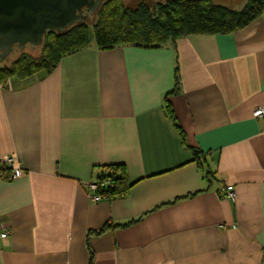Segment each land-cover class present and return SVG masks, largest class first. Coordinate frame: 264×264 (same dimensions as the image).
<instances>
[{"label":"crops","instance_id":"crops-1","mask_svg":"<svg viewBox=\"0 0 264 264\" xmlns=\"http://www.w3.org/2000/svg\"><path fill=\"white\" fill-rule=\"evenodd\" d=\"M4 82L0 264H89L88 247L92 264H264V13L162 47L90 43ZM5 157L24 175L5 180ZM114 165L129 188L93 201Z\"/></svg>","mask_w":264,"mask_h":264},{"label":"trees","instance_id":"trees-1","mask_svg":"<svg viewBox=\"0 0 264 264\" xmlns=\"http://www.w3.org/2000/svg\"><path fill=\"white\" fill-rule=\"evenodd\" d=\"M121 0H104L91 17L93 22H81L65 32H47L42 42V54L33 59L23 54L11 66L0 65V83L11 75L30 76L51 73L60 59L86 49L90 45V25L97 49L133 45L156 48L173 43L175 39L189 35L228 34L248 25L264 13V0H246L240 9H234L212 0H158L150 5L140 0L134 7ZM118 2L116 5H112ZM176 88L178 78L176 77ZM166 114L179 130L168 100L164 98ZM182 136V132L180 131ZM183 137V136H182ZM195 158L199 155L194 153ZM7 168H2L5 176ZM4 176V177H5ZM107 181L102 187L100 183ZM96 193L102 197L123 194L128 188L125 170L120 165L110 166L96 182ZM104 230L95 232L101 234ZM88 246V242H86ZM92 264L93 254L88 247Z\"/></svg>","mask_w":264,"mask_h":264},{"label":"water","instance_id":"water-1","mask_svg":"<svg viewBox=\"0 0 264 264\" xmlns=\"http://www.w3.org/2000/svg\"><path fill=\"white\" fill-rule=\"evenodd\" d=\"M104 0H0L1 60L13 47L41 45L44 35L86 22Z\"/></svg>","mask_w":264,"mask_h":264},{"label":"rangeland","instance_id":"rangeland-1","mask_svg":"<svg viewBox=\"0 0 264 264\" xmlns=\"http://www.w3.org/2000/svg\"><path fill=\"white\" fill-rule=\"evenodd\" d=\"M139 1L140 0H121L120 2H122L126 6L134 7ZM143 1H145L147 4L153 5L158 0H143ZM212 1L219 3V4H222V5H225V6H229V7L234 8V9H240L244 5V3L246 2V0H212ZM117 3L118 2H114L112 5H116ZM88 22H89V24L92 23L93 19H90ZM90 42L95 44L93 30L91 28V25H90ZM17 50H18V48H14L13 51L10 52L8 57L5 59V61L1 65L11 66L13 61L23 54H27L31 58L37 59L42 54V45H38L34 48H31L29 45H27V46H25L24 49H22L20 51H17Z\"/></svg>","mask_w":264,"mask_h":264},{"label":"built area","instance_id":"built-area-1","mask_svg":"<svg viewBox=\"0 0 264 264\" xmlns=\"http://www.w3.org/2000/svg\"><path fill=\"white\" fill-rule=\"evenodd\" d=\"M2 84L7 85L6 82L1 83V85ZM253 116L256 118H264V107L255 108L253 111ZM14 162H15V159L13 157H5L4 158L3 163H2V168L8 169V172H7L6 176L4 177L5 180L11 181V180L20 178L21 176L24 175V171L21 168L15 166ZM106 184H107V181L100 183V185L102 187H104ZM97 187H98V184H96V183L89 185V189L93 193L92 197H91L93 201H99L102 198L101 195H99L95 192ZM220 194L222 196H225L228 198H233L235 195V192H234V189L232 186H227V187H224L221 189ZM222 227H223V225H222ZM7 234H8V232L4 231L3 233H1L0 236L2 238H4L7 236Z\"/></svg>","mask_w":264,"mask_h":264},{"label":"flooded vegetation","instance_id":"flooded-vegetation-1","mask_svg":"<svg viewBox=\"0 0 264 264\" xmlns=\"http://www.w3.org/2000/svg\"><path fill=\"white\" fill-rule=\"evenodd\" d=\"M14 48H17L16 46L15 47H13V49ZM13 49H12V51H13ZM17 51H20V49H18ZM1 54H2V52L0 51V58H1ZM8 57V55L6 56V57H4L2 60L0 59V65L5 61V59Z\"/></svg>","mask_w":264,"mask_h":264}]
</instances>
